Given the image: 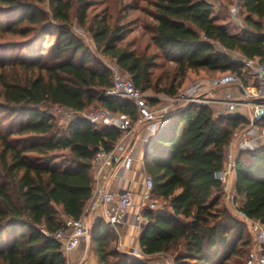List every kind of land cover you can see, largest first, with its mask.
<instances>
[{"label":"trees","instance_id":"trees-1","mask_svg":"<svg viewBox=\"0 0 264 264\" xmlns=\"http://www.w3.org/2000/svg\"><path fill=\"white\" fill-rule=\"evenodd\" d=\"M107 1L0 0V264H67L55 234L66 218L84 216L94 158L100 149L112 151L125 134L81 113L102 106L127 117L131 128L138 123L134 99L107 93L112 70L99 54L142 93L171 97L200 72L242 76L247 85L245 65L232 52L247 59L264 54V0H238L246 24L240 33L217 22L210 0H147L151 45L143 49L128 41L124 15L135 3L113 8ZM75 23L90 34L95 50L73 31ZM39 34L56 35L55 43L46 54L24 57ZM147 99L153 106L161 102ZM53 106L72 117L61 123ZM251 123L210 104L191 102L173 111L144 154L153 195L162 202L147 212L140 232L145 258L119 250L117 231L101 217L89 229L98 264H150L160 253L173 254L176 264H246L253 232L226 202L217 174L233 140ZM235 164L236 196L244 197L238 208L264 228V143L239 150Z\"/></svg>","mask_w":264,"mask_h":264},{"label":"built area","instance_id":"built-area-1","mask_svg":"<svg viewBox=\"0 0 264 264\" xmlns=\"http://www.w3.org/2000/svg\"><path fill=\"white\" fill-rule=\"evenodd\" d=\"M240 9L238 5L232 8V15L237 19ZM242 62L245 69L248 68L253 78V85L247 86L240 83V78L237 75L221 76L212 80V86H223L231 83L239 84L242 91V99H233L230 96L225 102L229 109H234L240 105H248L253 108L252 128H249L241 136L238 142V149H255L259 146L261 140H264V128L260 130L255 122L264 119V54L255 59L243 58ZM113 75V86L107 90V93L112 96H125L134 99L140 110V118L138 124L148 123L151 132L155 133L168 119L169 115L175 109L177 102L185 100L187 103L197 102L201 104H210V100L200 93V83L194 84L186 92L180 96L172 97V102L162 106H153L148 101V95L142 93L135 88L132 79L125 74L120 67L114 63L109 65ZM231 98V99H230ZM176 103V104H175ZM91 123L102 125L110 124L119 127L126 133L130 132V120L123 115H116L110 110L99 107L88 112L81 113ZM118 145L112 151L100 149L94 158L95 177L98 179L103 176L106 168L116 164L117 174L128 168L133 161V156L130 153L121 154L118 152ZM235 156L231 151H227L224 168L217 174V177L222 181L225 190L228 188L229 174L235 171ZM154 181L150 174L145 176V179L140 184V189L136 193L130 187L119 192L101 191V200L103 205V214L107 222L117 230L122 224L127 221L131 215V222L139 231L145 227L149 221L147 212L156 210L159 207L158 200L153 195ZM232 202L235 204L236 191L227 193ZM98 205L97 197L92 196L91 202L88 204L84 216L81 218L68 217L65 220L63 228L55 234L63 242V251L69 254L74 251L84 240H87L90 226H88V215ZM236 207L244 221L249 224L255 239L254 247L251 249L246 264H264V228L260 221L248 217L243 211ZM174 264V263H173Z\"/></svg>","mask_w":264,"mask_h":264},{"label":"rangeland","instance_id":"rangeland-1","mask_svg":"<svg viewBox=\"0 0 264 264\" xmlns=\"http://www.w3.org/2000/svg\"><path fill=\"white\" fill-rule=\"evenodd\" d=\"M121 1L131 2V4L135 3V5H136L135 8L130 9L124 15V16H126L125 19L127 21H129L128 41L133 42L134 47L141 48V49L145 48L147 45H151V32L145 28V25L149 24V22L152 21V18L150 15H148L143 10V7L148 4L147 0H108L106 2V4L109 3V4H111V7H113V8L117 7L118 8L121 4ZM210 1L214 3V11H215L214 15L217 19V22H221V23L226 22L232 31L240 33L241 29L244 28L246 26V24L244 23V20H243L244 15L242 13L241 6H240L238 0H210ZM105 5L99 6L98 9H101ZM235 5H238L239 9H240V13L237 16V19L234 18V16L232 15V8ZM73 31L78 36H80L87 45H89L91 48H93L95 50V48H96L95 43L87 31L80 28L76 23L73 27ZM8 38H9V36L6 39H8ZM17 38H19V37H15V39H17ZM55 40H56V35L39 34L32 40V43L23 51V56L28 58V59H31V58L39 56L40 54H46L49 52L50 48L55 43ZM149 48H154V47L149 46ZM232 56L235 59L243 60L242 55H240L238 52H232ZM99 57L101 58V60H103L104 64H106L108 67H109V65H112L115 63L111 59L104 57V56H101L100 54H99ZM159 62L160 63L164 62V64H168L162 58L159 59ZM167 66H169V65H167ZM243 72L245 75L244 78L248 82L247 86L253 85L254 81H253V78L251 77L250 70L248 68H246V69H244ZM216 78H219V77L213 76V75H210V74H207L204 72H202V73L200 72L198 74H192L189 77L190 85L183 92H181L178 96H180L183 93H186L191 88L192 85L197 84V83H200L199 89L204 90L206 87L212 86L213 84H211V82H212V80H214ZM239 78H240L239 82L244 84V80H242V76H239ZM200 93H203V91H200ZM146 94L148 96H154V97L159 98L161 102L158 106H162V105H165V104L173 101L171 96H167V95H163V94L156 95L155 93H153L151 91H149ZM228 96H230L233 99H238V100L242 99V94L240 96L236 95V94L234 95L233 93H231L229 91L225 92V94L224 93L221 94V97H220V95H217V94H213V95L205 94L204 95V97H206L208 99V101L210 100V102H209L210 104H212V102H214V103L217 102L216 103L217 105L213 103L214 105L219 107V108L215 107L216 112L217 111H219V112L225 111V110H227L229 112H232V111L236 112L237 111L241 114H244V116L248 117L250 119V121L252 122V117H253V113H254L253 108H251L248 105H240L234 109H231V111H230L228 104L225 102L226 99H229ZM173 97H175V96H173ZM185 104H187V101L180 100L179 102H177L175 109L180 108V106H183ZM99 107H102V106H94L93 108H89L85 112H88L92 109H96ZM50 111L52 113H54L59 118L61 123H65L73 115V113L71 111L64 109V108H59L58 106L51 107ZM219 112H217V113H219ZM252 127H253V125L251 123L250 125L246 126L243 130H241L239 132V134L242 135L243 133H245V131H247L249 128H252ZM258 128L260 130H263L264 125L258 126ZM261 142H263V140H261ZM147 174L148 173L146 172L145 168L139 167L138 169H136V171L134 173V177H135V179L139 180V182L141 184L142 181L145 179V176ZM229 190H230V188H227L226 190L224 188V191L226 192L225 198L227 199V201L230 198V196L226 195ZM228 202L230 204L232 203L230 200ZM158 203H159V206L162 205V202L160 200H158ZM127 220L129 221V218H127ZM87 222H88V226H91V223L88 220H87ZM135 228L137 229V233H139V229L136 226H135ZM117 230H119V232H121V229L119 227ZM119 232L118 231L116 232L118 239L122 235ZM137 235L138 234H136V236H133V243L130 246L135 245ZM252 237L254 238V235H252ZM116 244H117L116 246L119 250L130 252V253H132V254H134V255L138 256L139 258H142V259L145 258L141 249L140 250L139 249L138 250L137 249L136 250L135 249L128 250L129 247L126 245H122L120 240H118ZM173 263L176 264V262L174 260V255L170 254V253H160V254L155 255L152 259H150V264H173Z\"/></svg>","mask_w":264,"mask_h":264},{"label":"crops","instance_id":"crops-1","mask_svg":"<svg viewBox=\"0 0 264 264\" xmlns=\"http://www.w3.org/2000/svg\"><path fill=\"white\" fill-rule=\"evenodd\" d=\"M218 23L226 25L231 33H237L235 31H232L226 22H222V23L218 22ZM200 91H203L202 94L204 95L205 94H209V95L217 94V95H220V97H221V94L223 93L225 94V92L227 91L233 93L234 95L236 94L239 96L242 93L239 84H235V83H231V84L223 85V86H208L204 90H200ZM148 97H154V96H148ZM213 103L214 102H212V104L210 105L214 109L215 107H218L216 106L217 102L214 103L216 105H214ZM219 113L221 114H230V113L241 114L237 111L229 112L227 110L220 111ZM241 115L244 116V114H241ZM153 135L154 133L150 131L148 123H141V124L137 123L130 132L128 133L125 132L124 136L117 142L116 146L118 145L119 147L118 152L121 154L130 153L133 156V161L131 162V165L128 168H125L124 171H121L120 174H117L116 164H114L112 167L106 168L104 170L103 176L99 177L98 179L95 177L93 194H94V198L97 197L98 199V205L88 215L85 216L91 224L95 222L97 219L104 217L103 205H102V200H101V196H102L101 191L119 192L128 187L133 189L136 193L139 191L140 182L139 180L135 179L134 173L136 169H138L139 167L145 168L144 167V164H145L144 154L146 151L147 143L152 139ZM241 137L242 136L238 133L228 148V151H231L233 156L235 157L237 156L239 152L237 145ZM263 143H264V140L259 145ZM94 176H95V173H94ZM235 185H236V171H233L229 174L228 188H230L229 190L230 192L235 191ZM229 200L232 202L230 198L228 199V201ZM243 200H244V197L236 196L235 204L232 202L231 203L232 205H231L227 201V199H226V202L228 203L230 208L237 213L235 206L240 205L243 202ZM90 202L91 200L88 202V204ZM128 218H129V221L127 220L124 224H122L119 227L121 229V232H119V230H116L120 234H122L119 239L117 238V241L120 240L122 245L128 246L129 247L128 250H133V249L140 250L141 249L140 244H139L140 231L139 233H137V229L131 222V216H129ZM136 234L138 235H137L135 245L130 246L133 243V236H136ZM89 245H90V240L88 236L87 240H84L82 244H80L74 251H72L69 254H65L67 258V264H98L96 255L89 249Z\"/></svg>","mask_w":264,"mask_h":264}]
</instances>
